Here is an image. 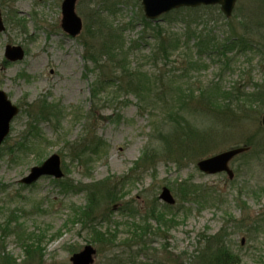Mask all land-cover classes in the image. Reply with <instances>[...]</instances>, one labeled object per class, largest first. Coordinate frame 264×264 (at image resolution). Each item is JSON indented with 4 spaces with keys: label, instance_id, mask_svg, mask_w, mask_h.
<instances>
[{
    "label": "rangeland",
    "instance_id": "rangeland-1",
    "mask_svg": "<svg viewBox=\"0 0 264 264\" xmlns=\"http://www.w3.org/2000/svg\"><path fill=\"white\" fill-rule=\"evenodd\" d=\"M262 1L247 5L248 0H239L230 19L219 7H206L198 13L169 14L147 26L138 0H79L76 13L84 28L71 38L61 26L63 0H0L6 24L0 34V89L21 109L0 147V250L12 258L10 264H71L73 254L89 245L97 251L94 264H194L204 237L218 234L242 264H264V156L237 157L231 164L234 181L225 174L204 175L197 168L200 159L264 138L259 133L264 115V47L244 51L230 46L201 55L200 40L194 37L195 31L203 30L204 44L215 40L220 45L231 36L240 37L242 20L251 27L264 22V12L255 8ZM97 12L123 32L133 69L174 77L183 73L190 56L200 67L189 68L184 79L196 87L216 85L232 93L229 117L188 113L205 136L201 140L210 143L207 151L193 153L194 143L181 150L182 157L173 153V160L159 158L135 169L146 148L164 150L154 131L164 117L143 112L134 96H122L108 108H102L97 97L92 100L100 69L88 59L94 53L86 57L84 44L92 51L98 47L99 41L89 34ZM162 39L167 46L178 41L181 50L170 59L153 60L150 56ZM8 44L22 46L25 59L5 64ZM100 64H107L106 57ZM46 102L60 105L61 121L43 119ZM28 113H35V118ZM34 125L37 129L32 132ZM34 136L37 140H32ZM96 144L98 154L84 146ZM54 154L62 161V180L43 177L31 186L20 183ZM163 188L171 191L175 206L160 201ZM90 199L96 213L83 226L77 213L86 212ZM151 209H160L175 224L159 232L152 221L150 233L138 237L141 231L132 223L140 222ZM245 217L250 218L249 227L241 229ZM35 244L39 249L28 258L26 246Z\"/></svg>",
    "mask_w": 264,
    "mask_h": 264
},
{
    "label": "trees",
    "instance_id": "trees-1",
    "mask_svg": "<svg viewBox=\"0 0 264 264\" xmlns=\"http://www.w3.org/2000/svg\"><path fill=\"white\" fill-rule=\"evenodd\" d=\"M248 1L249 4L247 5H255L261 0ZM247 7H252L254 9V6ZM255 8H258L260 12L263 13L264 0L259 7ZM184 10L198 13L201 9ZM252 10H248V13ZM181 11L183 10H178L173 13L175 14ZM143 22L147 26H152V23L145 19H143ZM90 24H92L93 29L89 34L92 38H96L99 41V44L93 51L86 43L84 45L87 51L86 57L90 53H94L95 55L88 59L95 64H98L100 69V77L95 82L94 88V96L97 97L98 103L102 102V108H108L112 107V105L116 103V99L118 100V98L122 96H134L140 103H142L140 108L143 109V112L149 110L151 113H157L158 116L164 117L162 123L154 130L160 137L158 145H161L164 150L161 151L156 148H146L142 153V157L137 162L135 169L140 166L151 165L159 158L173 160V153L174 155L178 154L179 157H182L181 150L186 147L190 148L194 143L195 145L192 146L193 153L198 154L199 151H207L210 143H205L206 141L203 142L201 140L202 138L204 140L205 136L202 132L197 131L195 122L189 118L188 113L195 117L199 116L197 114L206 117L213 114L216 118L229 117L233 113L229 100L232 93L222 92L221 88L216 87V85H212L214 88L209 86L196 87L194 84H191L189 79H184L188 76L187 71L189 68L196 69L197 67H200L198 63L193 60L194 58L190 56L186 57V62L183 65V73L174 77L167 78L162 74H151L143 70L142 67H134L133 69L127 59L129 56L127 53L131 50V47H127L123 38V32L120 29L115 28L113 25H108L101 12L96 13V18L92 15ZM241 25H243L242 35L240 37L231 36L227 43L222 45L215 40L209 41L210 45L207 42L204 44L201 41L205 39L201 36L204 31H195L194 37H197L200 40L198 48L200 53H202L201 55H214L222 49L226 50L230 46V49L240 48L244 51L258 50L260 49L259 46L264 47V22H261L258 27H251L248 22L242 20ZM247 28L248 30H246ZM160 32H158V35L162 37ZM180 50V43L178 41L175 44L167 46L165 40L162 39L159 50L153 52L150 58L153 60H156V58L158 59L159 57L170 59L176 52L179 53ZM105 57L107 59V64H100ZM114 72H118L120 76L114 78L112 76V73ZM183 79L185 80L184 84H182ZM99 95H104V98H100ZM221 103L223 104L221 105ZM42 109L45 111L42 113L44 114L43 119L45 121L49 120L50 116H55L56 114L53 111V108L47 104L43 105ZM152 116H155V114ZM36 129L35 125L31 127L32 132ZM191 133L194 134V138L192 139H190ZM208 133L209 132L206 131L207 135ZM259 133L264 134L263 127ZM31 136L32 133L29 138H31ZM97 139V142H99V138H96V140ZM32 140H37V136H34ZM84 146L91 152V154H98L100 152L98 144L93 148L87 145ZM243 146L254 147L253 152L251 151L248 154L241 156L244 159L251 158L253 155V157L264 156V138H262L258 144H255V142H246ZM250 161L248 163L251 165ZM104 186L108 188L106 183ZM116 187L117 184H113L110 195L114 193L113 189ZM94 204V200L90 199L85 208L86 212L77 213V219L80 224H83V226L89 224L90 220L93 219L92 217L96 213V207ZM248 219L250 221L249 217L241 219L240 224L245 225L241 227V229L249 227ZM139 221L140 222L138 223H132V227L135 226L141 231V234L138 235V237L150 233L149 227L152 221L157 224L159 232H161L162 229L169 231L173 227L171 224H175L174 220L169 221L166 216H164V212H161L160 209H151L147 211L144 215H141ZM256 223L257 222H255V224ZM92 230L93 234H95L96 231L94 227H92ZM99 235L102 236V234ZM206 237L202 240L204 247L195 257L194 264H242L241 258L232 252L231 245L222 239L221 234L210 238ZM100 241L103 243L104 239L102 238ZM26 247V255L28 258H32L39 249L36 244L34 246L27 245ZM11 259L12 258L6 254L5 249L0 250V264H10Z\"/></svg>",
    "mask_w": 264,
    "mask_h": 264
},
{
    "label": "water",
    "instance_id": "water-1",
    "mask_svg": "<svg viewBox=\"0 0 264 264\" xmlns=\"http://www.w3.org/2000/svg\"><path fill=\"white\" fill-rule=\"evenodd\" d=\"M78 0H64L62 4V28L72 37L77 36L82 30V20L75 12ZM147 19L156 20L160 16L182 7L196 8L199 6L220 5L221 11L231 17L238 0H139ZM5 30L0 11V32ZM6 58L11 62L24 59L25 53L20 46H7ZM19 109L12 105L7 95L0 91V146L10 134L11 122L18 115ZM264 126V116L262 117ZM249 149L236 148L222 152L216 156L203 159L198 162V169L206 175H217L226 173L230 179L234 178V172L230 169V162L237 156L247 152ZM43 176H51L61 179L64 173L61 169V159L58 155L51 156L41 166L32 168L30 174L21 182L31 185ZM160 198L168 203L175 204V200L169 189L164 188ZM244 242V241H243ZM96 251L92 247H86L82 252L72 258V264H93Z\"/></svg>",
    "mask_w": 264,
    "mask_h": 264
}]
</instances>
